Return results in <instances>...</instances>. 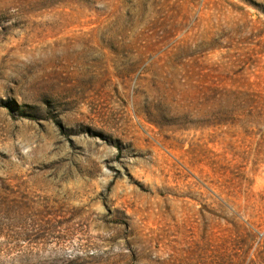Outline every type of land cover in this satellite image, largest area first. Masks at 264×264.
<instances>
[{"label":"rangeland","instance_id":"obj_1","mask_svg":"<svg viewBox=\"0 0 264 264\" xmlns=\"http://www.w3.org/2000/svg\"><path fill=\"white\" fill-rule=\"evenodd\" d=\"M0 264H264V0H0Z\"/></svg>","mask_w":264,"mask_h":264}]
</instances>
